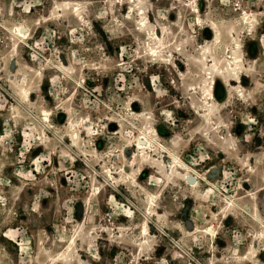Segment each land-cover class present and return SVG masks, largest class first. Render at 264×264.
Segmentation results:
<instances>
[{"label": "rangeland", "instance_id": "rangeland-1", "mask_svg": "<svg viewBox=\"0 0 264 264\" xmlns=\"http://www.w3.org/2000/svg\"><path fill=\"white\" fill-rule=\"evenodd\" d=\"M0 264H264V0H0Z\"/></svg>", "mask_w": 264, "mask_h": 264}, {"label": "bare ground", "instance_id": "bare-ground-1", "mask_svg": "<svg viewBox=\"0 0 264 264\" xmlns=\"http://www.w3.org/2000/svg\"><path fill=\"white\" fill-rule=\"evenodd\" d=\"M132 2H130V3H132ZM27 32H28V30L26 28L19 26V27H17L14 30L13 36L16 38L17 41H22V40L26 39ZM154 37H156V36H154ZM156 38L158 39V37H156ZM208 95L210 96L211 99L213 98L210 93ZM134 142H135V145H134V147H135L134 152L135 153L133 155L135 157H138L139 154H141V155L145 156V159H147V157L149 156V153H151L152 151H154L156 149V151H158V153H163L165 155V158L168 159L169 165H170V169L169 170H170L171 174H178L180 172L184 173L183 174V180H184V182L186 183V185L188 187L195 188L197 186V184H198V180L206 181L204 178H202L196 172H194L193 170L189 169L181 161V159L177 155L173 154L165 146L159 145V143L157 142L156 138L151 137L150 135H147V134L144 133V134H141V137L140 136L139 137H135ZM169 170L167 169V171H169ZM189 179H191V181H188ZM150 201H151V203L153 202V200H150ZM154 214L155 213H152V215H154ZM256 221H258V220L256 219ZM141 233L144 236L147 235L145 227H142Z\"/></svg>", "mask_w": 264, "mask_h": 264}, {"label": "water", "instance_id": "water-1", "mask_svg": "<svg viewBox=\"0 0 264 264\" xmlns=\"http://www.w3.org/2000/svg\"><path fill=\"white\" fill-rule=\"evenodd\" d=\"M188 181H191V179H189Z\"/></svg>", "mask_w": 264, "mask_h": 264}]
</instances>
